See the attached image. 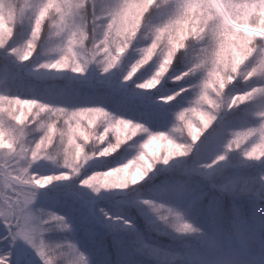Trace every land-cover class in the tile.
Returning a JSON list of instances; mask_svg holds the SVG:
<instances>
[{
	"label": "clouds",
	"instance_id": "1",
	"mask_svg": "<svg viewBox=\"0 0 264 264\" xmlns=\"http://www.w3.org/2000/svg\"><path fill=\"white\" fill-rule=\"evenodd\" d=\"M48 4L49 0H0V50L6 48V42L16 40L21 30L26 33L8 50L13 61L23 65L35 57L39 66L51 69L47 74L74 73L76 68L83 72L93 63L100 69L109 65L112 69L122 67L123 58L132 50L138 53V58L126 69L125 81H131L152 63L153 72L136 88L151 92L160 88L165 78L174 83L189 79L191 83L185 88L160 99L168 104L188 92L190 103L173 113L174 122L165 130L152 131L145 124L120 119L115 141L101 148L109 131H116L107 127L100 130L94 123L101 110L64 107L61 116L49 108L48 102L38 103L37 98L11 90L6 78L0 80V125L14 130L17 136L24 125V136L16 145L0 132V149L29 148L55 130V142L45 145L46 150L39 158L34 151L26 153L29 164L45 160L62 170L58 174L40 175L45 183L36 184L33 178L31 182L36 189L53 181L71 179L92 157L114 155L138 133L147 134L139 144L138 154L106 171L91 173L92 186L128 188L143 181L156 165L170 162L181 173L186 168L191 172V161L187 158L192 156L205 131L222 123L225 115L241 106L255 124L228 134L222 151L207 168L230 154L239 156L244 163L264 168V0H55L41 17V9ZM56 5L60 6V12ZM25 44L28 50L17 59L16 49L24 50ZM69 47L75 59L68 52ZM65 57L68 69L60 64ZM177 63L182 65L178 72ZM9 101L11 116L5 111ZM72 113H78L73 126L95 130L98 138H81L78 144L70 142L68 116ZM36 132L41 133L39 137L30 140ZM72 169L78 172L73 173ZM137 171L139 178L133 183ZM190 180V175L184 176L186 186ZM258 183L264 184V171L259 173ZM174 209L180 213L179 222L173 216L161 220L165 213L151 212L173 235L194 247L197 256L192 264H264V194L257 203L254 227L240 219L226 225L220 210L205 227L191 215L190 208ZM18 242L23 240L18 238ZM56 257L53 249L45 250L44 258L50 264H57ZM0 264H12L11 254ZM78 264L89 261L82 255ZM175 264H186L182 252L177 254Z\"/></svg>",
	"mask_w": 264,
	"mask_h": 264
},
{
	"label": "rangeland",
	"instance_id": "2",
	"mask_svg": "<svg viewBox=\"0 0 264 264\" xmlns=\"http://www.w3.org/2000/svg\"><path fill=\"white\" fill-rule=\"evenodd\" d=\"M26 33L24 32L20 39L25 37ZM138 58V53L130 50L129 53L123 58V66L115 68V72L112 73H104L102 69L97 67L95 63L89 65L83 73H71L70 71L60 72V73H52L47 74V70H35V66L32 68H28L24 71V74L32 75V77H42L49 75H56L59 77H64L68 79H74L75 81H86L87 79H93L90 81H99L102 79H106L108 81L111 80V85L113 86L112 90L117 91L116 87H126L127 90L132 92H139L137 102H140V112H134V106L131 105L136 98L134 94L128 91L127 94V102L124 101L125 105L120 107L118 104L108 103L107 99L100 98L94 94L88 93L87 91H81L78 94L76 90L72 92L69 89L58 90L53 94V96L48 98V101L51 102L53 106L65 107L70 110H74L76 108L82 107H101L106 112L109 113L113 118L116 117H126L133 121H139L143 124L147 125L152 131L165 130L170 127V125L174 122L173 113L179 110L183 106H187L190 103V98L188 96L180 99V101L176 102L173 106L164 105V111L161 112V116L159 120L156 122H152L146 116V112L152 108L153 103L156 102V98L158 97H150V93L139 90L135 87L132 81L127 83L123 82V73L128 68V66ZM34 59H36L34 57ZM4 74L0 73V80L4 79ZM101 82V81H100ZM121 89V88H120ZM166 93H169L168 90H165ZM90 94V95H89ZM73 95H78L79 97L75 99ZM115 96V95H114ZM130 98V100H128ZM104 100V101H102ZM111 101V100H109ZM161 101V100H159ZM118 103V102H117ZM161 103H163L161 101ZM121 104V102H120ZM152 105V106H151ZM144 111V116L141 112ZM102 119V117L97 118V122ZM106 126V123H101L98 125L100 130ZM243 126H251L244 125L242 123L236 124L234 127H229V134L232 131H235ZM33 135V134H32ZM146 133H141L134 137L129 142L133 143L132 150L126 154V152L122 151L117 157L112 158L111 163L104 164V167H96L88 169L85 175H90L93 172H102L107 169L114 167L116 165L122 164L126 162L128 159L133 158L139 152V144L142 142L143 138L146 137ZM111 138V134L109 136ZM31 140V137L29 138ZM225 137L219 142L221 143L220 147L215 148L209 155L206 163L203 166L207 165L211 162L215 156L222 151V146L224 144ZM233 155V154H232ZM229 159V158H227ZM226 160V159H225ZM225 160L220 162L219 166H214L211 169L205 167L210 171L217 169L225 163ZM39 164L40 168H32L31 171L39 173V174H58L61 169L57 168L55 165L47 162L45 160H41L36 162ZM173 165L174 162H170ZM164 164H158L155 166V169ZM166 166H169L167 164ZM79 176L76 179H69L68 181H53L45 188L36 189V197L41 195H45L50 191H53L55 187L66 188L70 186L74 197L78 199L79 202L82 200L85 201V207L78 206L74 209L69 207H60L57 206L52 208L50 205L40 204L37 202V198L34 201V208H42L45 211L52 212L63 216L65 218V222L70 225V228L67 230H61L56 226L55 222L50 223L46 227L50 230L42 233V240L46 245V249H53L57 253V264H78L79 259L82 255L86 256L89 261V264H147L144 258L142 260L139 259L140 256H145L143 253H150L159 258L169 257L174 259L178 253H183L184 260L186 264H192L195 260L197 253L194 251L193 246L186 245L185 242H181L179 244L171 243L168 246L160 247V248H152L148 249L145 247L144 243V235L141 232L140 228L134 223L130 218H126V216L115 215L110 212V206L102 205L103 203L99 202L95 204V199L101 196H109L114 197L116 195H121L123 193L131 192L128 200H136L141 201L144 199H150L155 201H160L166 207H174L177 210H183L184 208H190L191 215L196 219V221L208 227L211 220L216 216L215 206L206 202L205 204L199 206V200L202 196V193L198 190H193L191 192H184L180 188H178V183L166 182L163 184H156L154 187L144 189V190H132L133 187L128 188H96L94 186H85L83 185L79 177L84 176L81 172L78 173ZM150 177V176H149ZM174 184V185H173ZM179 189V191H178ZM87 206L92 205V208L88 211L86 209ZM114 205V204H112ZM229 211L227 212V218L224 219L225 224L232 222L235 218L234 213H230L232 217L229 216ZM108 217H112L113 219H109ZM205 217V218H203ZM206 221H203V220ZM127 221V223H125ZM118 230L124 231L127 235H123L121 233L110 232V230ZM2 230V226L0 227V232ZM172 234V233H171ZM173 235V234H172ZM175 236V235H173ZM131 239L132 244L129 239ZM177 238V237H176ZM28 248L30 255L28 256L29 264H42L41 259L35 254V251L30 247L25 245ZM153 246V245H151ZM0 250L5 251V248L2 244H0ZM149 264V263H148Z\"/></svg>",
	"mask_w": 264,
	"mask_h": 264
},
{
	"label": "trees",
	"instance_id": "3",
	"mask_svg": "<svg viewBox=\"0 0 264 264\" xmlns=\"http://www.w3.org/2000/svg\"><path fill=\"white\" fill-rule=\"evenodd\" d=\"M23 33L24 31L21 30L18 36H21ZM0 63H3L2 58H0ZM181 69L182 65L177 63L175 65V70L178 72ZM114 72L115 69L110 71L112 75ZM90 80L93 79L75 81L74 79H68L56 75L36 78L32 77V75L30 76L23 73V76L18 80V82H12L9 83V85L11 90L17 91L23 96L38 98L42 101H48V98L53 96V94L58 90L69 89L72 92L76 90L75 94H78L81 91H87L88 93L94 94L100 98L107 99L108 103L118 104L120 107L125 105L123 102L127 100L126 96L129 91L126 87H120L121 89L116 87L115 89L117 91H115L112 90L113 86L110 83L111 80ZM177 87L178 86L176 84L166 78L162 82L159 89L150 93V97H160L166 93L165 90H168V92L171 93L172 91H175ZM129 92L136 96L135 100L131 102V105L135 108L134 112H140L141 103L137 102L139 92ZM73 97L77 99L79 96L73 95ZM128 100H130V98H128ZM159 100L160 99L156 98V102L153 103V106L151 105L152 108L148 111V113L146 112L147 118L156 123H158L156 120L160 119L161 112L164 111L165 105ZM174 104H176V102L171 105L166 104V108L167 106H173ZM141 114L144 116V111L141 112ZM238 123H242L244 125L255 124V120L247 114L244 106H241L239 110L231 111L223 117L222 123L219 124L221 128L227 130L223 137H226L229 134V127L232 128ZM215 127L216 125H213L205 131L204 136L201 138V142H199L197 146H194L192 156L187 158L191 161V172H188L186 168L185 171L181 173L172 163H169V166L161 165L156 169L154 168V170L150 172L148 176L139 184L132 186V190H144L154 187L156 184L165 185L166 182L178 183L177 187L184 192H191L193 189L202 193L199 200V206L208 201L215 206L213 209H215L216 214L217 210L223 212L224 219L227 218L226 214L229 211L228 214L230 217H232L230 213L235 214L234 220L240 219L246 221L248 226L254 227L256 225L255 212L257 209V203L260 196L264 194V184L258 183L259 173L264 171V168H262L259 164L249 165L244 163L239 156L230 154L229 159H226L222 166L213 171L205 169L203 164L206 163L209 155L213 153L212 151L221 145L219 139L217 138V133L213 132V128ZM40 134V132L33 133L31 139L38 138ZM132 148L133 143L128 141L126 144L122 145L119 153L115 156L101 158L99 160L93 159L85 165L80 172L85 175L84 173H86L88 169L92 170L96 167H104V164L111 163L113 160L112 158L117 157L122 151L128 154ZM38 165L39 164L34 163L32 168H40ZM185 175L191 176L188 186L184 183ZM78 176L79 174L73 176L72 178L76 179ZM130 195L131 192H125L114 197L101 196L97 197L94 203L99 205V202H101L103 203L102 205L110 206V212L115 215H122L123 212L126 218H130L134 223H136L144 235V243H147L145 244V247L148 249L165 247L171 243L179 244L184 242L176 238V236H173L171 232L163 226L162 223L152 214V212L143 204V201L146 199L141 201L128 200ZM36 198L37 202H40L39 205H50L52 208L57 206H66L74 209L78 206L85 207L86 203L83 200L79 202L78 199L74 197V193L70 186H67L66 188L55 187L53 188V191L50 189V191L45 195H41ZM155 203L163 204L160 201H155ZM91 208L92 205L90 207V205L87 206L86 204V209L88 211ZM203 221L206 220L204 219ZM1 226L2 225H0V227ZM109 230L110 232L127 235L124 231ZM2 231L3 226L1 232ZM128 239L132 244L131 239ZM143 253L145 256H140L139 259L142 260V258H144L143 260H145L147 264H175L176 261V257L174 259L169 257L159 258L152 255L151 252L146 253L143 251ZM15 259L19 261L20 258L15 257Z\"/></svg>",
	"mask_w": 264,
	"mask_h": 264
},
{
	"label": "snow or ice",
	"instance_id": "4",
	"mask_svg": "<svg viewBox=\"0 0 264 264\" xmlns=\"http://www.w3.org/2000/svg\"><path fill=\"white\" fill-rule=\"evenodd\" d=\"M55 0H49V4L44 6L41 9V17L47 14V11L50 7L53 6ZM56 9L58 12L61 11L60 6L56 5ZM63 19V15L61 16ZM37 32L40 31L39 27L36 29ZM19 36H17L16 40H19ZM16 40H12L11 42H6L7 46L5 49L0 50V58H2L3 63H0V73H3L5 78L12 82H18V80L23 76V73L26 69L32 68L35 66V70H47L50 71L51 69L42 68L39 66L38 61L34 59V57L23 65L16 63L11 59L12 53L9 52V49H12L16 43ZM75 44V40L72 42ZM28 50V45L25 44L24 50L16 49V57H22L25 52ZM68 52L73 54V59H75V54L72 52V48L69 47ZM127 55V54H126ZM61 67L64 69H68L69 65L67 63V57H65L60 62ZM131 65V64H130ZM130 65L128 67H130ZM112 70L111 65L102 69V72L109 73ZM154 70V66L152 63H149L144 68H142L133 78L132 82L136 87V84L142 82L146 79ZM85 71V70H84ZM83 71V72H84ZM81 68H76L74 73L80 74L83 73ZM126 74V70L123 73V76ZM171 75V73L169 74ZM166 79V78H165ZM168 79V78H167ZM124 83L129 81H125ZM163 82V81H162ZM174 83V82H173ZM191 80L185 79L180 82H175L178 87L175 91H179L180 89L185 88L186 85L190 84ZM139 89V88H138ZM159 89V88H158ZM144 91L143 89H139ZM157 90V89H156ZM155 91V90H153ZM151 91V92H153ZM148 92V93H151ZM170 93H165L162 96H167ZM190 95L188 92H183L181 95L177 96L175 100L168 103V105L173 104L174 102H178V100L183 99L184 97ZM160 96V97H162ZM158 97V99H160ZM207 99L206 97L204 98ZM38 103H43L41 99H38ZM161 100V99H160ZM163 102V100H161ZM164 103V102H163ZM165 104V103H164ZM49 108L56 113H60L63 116L64 107L60 106H53L52 103L48 102ZM11 102L9 101V106L5 108V111H8V114L11 116ZM86 108H93L98 111L97 115L102 117L99 123L94 121L97 125L101 123H106L107 128L115 129L116 131H109L107 138L104 140L101 148L108 146L110 142H114L116 139V135L119 132V121L120 119L131 121L134 124H143L139 121H133L126 117H116L113 118L109 113L105 115V110L101 107H86ZM78 113H72L68 116V127H69V138L70 142L80 143L81 138L84 139H97L99 133L95 132V130L87 131L82 130L79 125L73 126V121L76 119ZM180 118H183V114H178ZM207 115V114H205ZM127 127V125H125ZM21 132L20 135L17 136L12 129H4L2 125H0V132H3L5 135V139L8 140L13 145L19 143L20 139L23 138L24 132L22 129L24 125L20 126ZM209 129V128H208ZM226 129L220 127L219 124H216V127L213 128V132L217 133V138L222 139ZM111 134V138H109ZM264 134V133H262ZM237 136L239 134L237 133ZM56 139L55 130L53 129L51 136L45 134L38 144H33L29 148H25L21 146L19 149H0V225L3 226V231L0 232V244L3 245L5 248L4 254L0 255V260L6 261L8 259V254L10 253L12 256V264H29L28 256L30 255L28 248L25 246H30L35 253L39 254V257L42 261V264H50V261L45 259V250L46 245L44 244L41 236L42 233L45 231H49L50 229L46 227L52 222L56 223V226L59 227L61 230H67L68 224L65 222V218L58 214L45 211L42 208H34L33 204L36 199V188L35 185L31 182L32 179H35L36 184L45 183V181L40 180L39 173L29 171L32 169V164L35 163V160L32 161V164H29V155L26 153L35 152L37 158H39L40 154L45 151V145L54 143ZM150 143H158L156 141H150ZM122 147V146H121ZM119 150L112 156H115L119 153ZM151 151V149H149ZM171 151V149H170ZM101 158H108V157H99L95 156L92 159L99 160ZM224 161V160H222ZM221 160L216 161L212 164V167L219 166ZM208 167V165H205ZM73 173L78 172V169H72ZM76 176V175H74ZM90 175L80 176V182L85 186H92V180L89 178ZM139 178V173L133 174L132 182L135 183L136 179ZM69 179H60L57 181H68ZM98 189V188H97ZM179 191V189H178ZM143 204L152 212H155L159 215L161 212L165 213V215L160 216L161 220L166 219L168 216H173L177 222L180 221L181 216L178 211H176L172 207H166L163 204L155 203L154 200H149L147 203L143 201ZM63 218V219H62ZM109 219H113L112 217H108ZM127 223V221H125ZM175 226V225H174ZM18 238L23 240V242H18ZM15 257H19V261L15 259Z\"/></svg>",
	"mask_w": 264,
	"mask_h": 264
}]
</instances>
